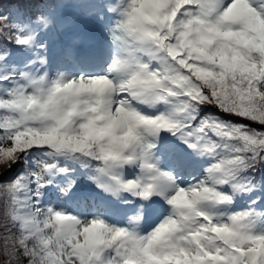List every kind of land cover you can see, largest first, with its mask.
Listing matches in <instances>:
<instances>
[{
	"label": "snow or ice",
	"instance_id": "obj_1",
	"mask_svg": "<svg viewBox=\"0 0 264 264\" xmlns=\"http://www.w3.org/2000/svg\"><path fill=\"white\" fill-rule=\"evenodd\" d=\"M0 169V264H264V0L0 4Z\"/></svg>",
	"mask_w": 264,
	"mask_h": 264
},
{
	"label": "rangeland",
	"instance_id": "obj_2",
	"mask_svg": "<svg viewBox=\"0 0 264 264\" xmlns=\"http://www.w3.org/2000/svg\"><path fill=\"white\" fill-rule=\"evenodd\" d=\"M0 4H3V2L1 0H0ZM8 8H10V7H6V9H8ZM19 167H20V165H18L17 168H19ZM0 171H3V169H0ZM88 190L92 193L96 192L95 188L91 187V186L88 188ZM245 202H246V198H240L237 203H238V206L243 207L245 205Z\"/></svg>",
	"mask_w": 264,
	"mask_h": 264
},
{
	"label": "trees",
	"instance_id": "obj_3",
	"mask_svg": "<svg viewBox=\"0 0 264 264\" xmlns=\"http://www.w3.org/2000/svg\"><path fill=\"white\" fill-rule=\"evenodd\" d=\"M1 1L3 2L2 5H3L4 9H6V7H11V4L13 2V0H1ZM210 111H214V110H210Z\"/></svg>",
	"mask_w": 264,
	"mask_h": 264
}]
</instances>
